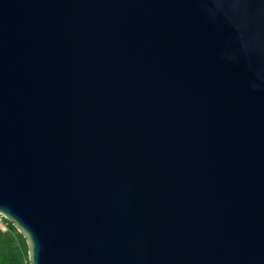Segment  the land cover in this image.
Wrapping results in <instances>:
<instances>
[{
  "label": "water",
  "instance_id": "95a60500",
  "mask_svg": "<svg viewBox=\"0 0 264 264\" xmlns=\"http://www.w3.org/2000/svg\"><path fill=\"white\" fill-rule=\"evenodd\" d=\"M0 212L29 264H264V0H0Z\"/></svg>",
  "mask_w": 264,
  "mask_h": 264
},
{
  "label": "trees",
  "instance_id": "16d2710c",
  "mask_svg": "<svg viewBox=\"0 0 264 264\" xmlns=\"http://www.w3.org/2000/svg\"><path fill=\"white\" fill-rule=\"evenodd\" d=\"M0 229V264H29L28 246L23 235L7 220Z\"/></svg>",
  "mask_w": 264,
  "mask_h": 264
},
{
  "label": "built area",
  "instance_id": "2783aa9c",
  "mask_svg": "<svg viewBox=\"0 0 264 264\" xmlns=\"http://www.w3.org/2000/svg\"><path fill=\"white\" fill-rule=\"evenodd\" d=\"M8 222L5 216L0 212V229L5 230L7 228Z\"/></svg>",
  "mask_w": 264,
  "mask_h": 264
}]
</instances>
